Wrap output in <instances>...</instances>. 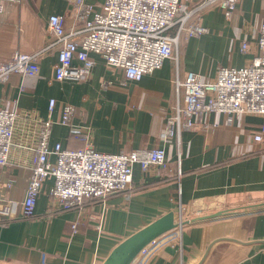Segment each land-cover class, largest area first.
Returning <instances> with one entry per match:
<instances>
[{
	"label": "crops",
	"instance_id": "obj_1",
	"mask_svg": "<svg viewBox=\"0 0 264 264\" xmlns=\"http://www.w3.org/2000/svg\"><path fill=\"white\" fill-rule=\"evenodd\" d=\"M87 1L100 5L104 0ZM52 15L65 16L67 26L74 24L68 0H6L0 14V60L45 49ZM263 21L264 0H238L231 21L219 6H210L201 12V25L209 32L183 39L177 59L166 60L141 81L127 80L122 69L96 54H91L96 64L88 80L57 81L58 52L52 50L42 56L38 76L13 74L0 83V104L14 103L18 111L9 162L0 168V209L14 203L20 211L32 176L40 121L54 122L51 148L58 143L69 149L84 146L70 127L59 124L67 104L75 107L74 125L84 127L99 153L156 147L166 152L164 165L146 171L134 166L128 193L111 195L104 202L85 200L70 211L61 210L50 194L53 179H47L33 218L18 214L0 220V264H102L117 234L144 228L169 212L187 211L195 201L222 209L264 203V139L254 140L264 116L212 113L204 117L205 129H183L179 136L164 137L178 102L176 74L193 71L213 81L221 67L249 65L258 53ZM52 99L56 106L50 112ZM126 237L122 234L116 244ZM175 239L159 245L144 264H264V211L201 221L186 226L180 241Z\"/></svg>",
	"mask_w": 264,
	"mask_h": 264
},
{
	"label": "built area",
	"instance_id": "obj_2",
	"mask_svg": "<svg viewBox=\"0 0 264 264\" xmlns=\"http://www.w3.org/2000/svg\"><path fill=\"white\" fill-rule=\"evenodd\" d=\"M68 1L73 5L74 24L67 26L65 16L52 15L46 29L50 37L47 47L33 54L16 52L10 60H0V83H7L13 74L38 76L42 56L52 50L58 52L57 81L88 80L96 64L91 54L99 55L111 67L122 69L127 80L141 81L145 75L161 69L166 60L177 59L175 53L183 39L209 32L201 25L202 10L217 5L231 21L238 4V0H205L196 6H192L190 0H104L100 5L87 0ZM4 3L6 0H0V14ZM247 48L248 43L244 42L242 49ZM174 84L178 102L167 119L166 140L179 136L183 129H205L204 117L212 113L264 116V21L258 53L249 65L221 67L213 81H206L193 71L184 75L178 72ZM50 102L49 110L53 112L56 101ZM74 115L75 107L65 105L59 124L70 127L74 138L84 146L69 149L58 143L51 148L54 122L51 119L40 121L25 200L19 213L16 204L4 205L0 209V220H11L18 214L33 218L38 197L49 178L53 179L50 194L60 202L61 210L70 211L81 207L85 200L104 202L111 195L128 193L134 166L139 165L146 171L151 166L166 163V152L161 147L119 154L99 153L90 144L84 127L74 125ZM17 117L14 103L0 104V168L9 162ZM263 139L264 126L254 135L256 142ZM52 156L54 161H51ZM180 160L179 154V163ZM187 211L180 210L183 216ZM185 227L153 241L133 264H144L149 254L163 243L172 242L174 238L180 241ZM142 255L144 258L138 262Z\"/></svg>",
	"mask_w": 264,
	"mask_h": 264
},
{
	"label": "water",
	"instance_id": "obj_3",
	"mask_svg": "<svg viewBox=\"0 0 264 264\" xmlns=\"http://www.w3.org/2000/svg\"><path fill=\"white\" fill-rule=\"evenodd\" d=\"M248 211H264V203L242 209H222L215 204L195 201L190 205L185 216L180 211L169 212L144 228L117 234L109 243L107 257L102 264H133L140 253L153 241L177 228ZM122 234H128V237L116 244Z\"/></svg>",
	"mask_w": 264,
	"mask_h": 264
}]
</instances>
